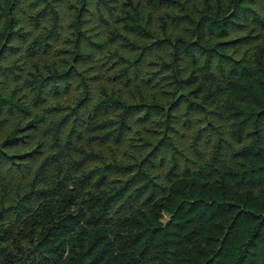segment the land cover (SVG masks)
Listing matches in <instances>:
<instances>
[{"label": "trees", "instance_id": "trees-1", "mask_svg": "<svg viewBox=\"0 0 264 264\" xmlns=\"http://www.w3.org/2000/svg\"><path fill=\"white\" fill-rule=\"evenodd\" d=\"M0 264H264V0H0Z\"/></svg>", "mask_w": 264, "mask_h": 264}]
</instances>
